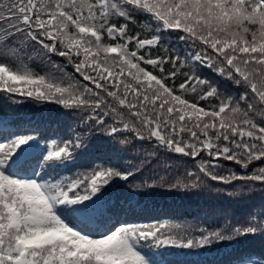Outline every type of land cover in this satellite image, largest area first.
Segmentation results:
<instances>
[{"label": "snow or ice", "instance_id": "6c2138e0", "mask_svg": "<svg viewBox=\"0 0 264 264\" xmlns=\"http://www.w3.org/2000/svg\"><path fill=\"white\" fill-rule=\"evenodd\" d=\"M136 14L146 16L144 29L151 37L129 35L128 23L111 22L114 17L131 21ZM171 31L202 46L180 68L199 62L243 84L245 91L221 99L208 80L189 73H181L186 80L178 88L166 83L177 70L166 72L164 65L177 69L180 58L154 57L151 49L167 52L161 40L172 37L162 33ZM32 42L66 58L94 88L35 72L24 51ZM0 91L91 110L88 119L104 125L109 135L134 131L169 151L193 158L206 152L248 169L264 159V0H0ZM188 92L198 93L195 102L185 98ZM199 101L210 102L199 106ZM120 109L139 124H130ZM109 116L114 123L106 124ZM81 146L78 135L53 142L37 158L31 135L0 142V264H162L153 258L155 249L203 248L258 231L250 224L228 232L201 229L196 237L173 234L164 225L124 223L94 235L84 224L102 208V189L113 178L128 180L132 172L97 166L75 177L36 178L44 162H53L52 168L70 163ZM214 167L221 165L202 160L199 171L226 184L264 183V167L251 175L230 170L227 176ZM29 168L31 176L21 174ZM236 264H246V258L238 257Z\"/></svg>", "mask_w": 264, "mask_h": 264}, {"label": "trees", "instance_id": "16d2710c", "mask_svg": "<svg viewBox=\"0 0 264 264\" xmlns=\"http://www.w3.org/2000/svg\"><path fill=\"white\" fill-rule=\"evenodd\" d=\"M145 19L144 14H136L131 21L114 17L111 22L117 25L128 23L129 35L151 37L153 33L144 29ZM162 35L172 37L170 41L161 40L167 52L159 47L152 48L153 56L180 58L176 61L177 69H173L170 63L164 65L166 72L177 70L175 79H169L166 83H174L178 88L186 80V76L181 73H189L208 80L216 87L221 99L238 97L245 91L243 84L237 85L232 79L201 66L199 62L186 63L185 67L180 68V62L187 57L184 46L192 53L202 46L199 42L193 46L190 40H180L182 33L176 31ZM24 51L27 53L25 59L28 65L35 72L51 74L63 79L65 83L74 78L80 84L94 88V85L83 81L66 58L47 53L34 42ZM53 64H58L60 68L52 67ZM142 66L151 70L150 65ZM197 87L199 90L200 86ZM207 87L204 85L203 90H207ZM196 95L198 93L188 92L185 98L195 102ZM209 102L199 101V106H206ZM211 103H219V100L212 99ZM120 111L125 113V120L130 124H139L127 109ZM90 115L91 110L66 109L54 103L0 91V142L19 135H31L34 153L39 158L53 142L59 144L79 135L82 146L75 149L73 160L55 168L50 166L53 162H44L43 168L37 169V179L75 177L97 166L112 167L122 173L132 172L128 180L113 178L102 189V208L84 224L86 230L94 235L124 223L164 225L173 234L196 237L202 235L201 229L207 232H228L251 224L258 228L255 234L234 238L232 241H217L203 248L154 251L159 252L164 264H236L238 257L255 258V262L246 260V264L264 261V183L234 180L226 184L214 181L199 171V165L204 160L211 161L212 165H221L212 170L223 176L229 175L230 170L239 175H251L255 169L264 167V159L253 161L248 169H244L232 161L213 159L206 152L195 158L184 156L167 150L154 137L141 140L134 131L109 135L104 125H97L88 119ZM105 121L106 124L114 123L111 116L106 117ZM257 121H260L259 117ZM183 135L187 137L188 133ZM21 174L31 176V168Z\"/></svg>", "mask_w": 264, "mask_h": 264}]
</instances>
